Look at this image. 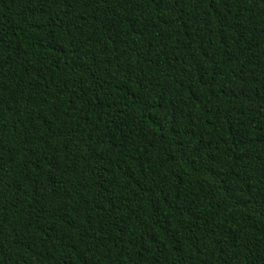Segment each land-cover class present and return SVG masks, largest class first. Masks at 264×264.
<instances>
[{
    "label": "trees",
    "instance_id": "1",
    "mask_svg": "<svg viewBox=\"0 0 264 264\" xmlns=\"http://www.w3.org/2000/svg\"><path fill=\"white\" fill-rule=\"evenodd\" d=\"M0 264H264V0H0Z\"/></svg>",
    "mask_w": 264,
    "mask_h": 264
}]
</instances>
